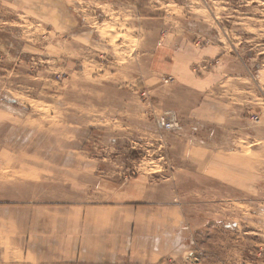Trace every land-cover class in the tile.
<instances>
[{
  "label": "rangeland",
  "instance_id": "374dc122",
  "mask_svg": "<svg viewBox=\"0 0 264 264\" xmlns=\"http://www.w3.org/2000/svg\"><path fill=\"white\" fill-rule=\"evenodd\" d=\"M1 190L131 207L154 264H264V0H0Z\"/></svg>",
  "mask_w": 264,
  "mask_h": 264
},
{
  "label": "crops",
  "instance_id": "0c3cea01",
  "mask_svg": "<svg viewBox=\"0 0 264 264\" xmlns=\"http://www.w3.org/2000/svg\"><path fill=\"white\" fill-rule=\"evenodd\" d=\"M1 191L0 264H154L162 257L156 240L154 251H143L131 207L42 202ZM166 231L173 236L174 227Z\"/></svg>",
  "mask_w": 264,
  "mask_h": 264
},
{
  "label": "built area",
  "instance_id": "2783aa9c",
  "mask_svg": "<svg viewBox=\"0 0 264 264\" xmlns=\"http://www.w3.org/2000/svg\"><path fill=\"white\" fill-rule=\"evenodd\" d=\"M158 124L161 128L167 130H178L180 129V123L178 116L175 112H167L160 119H158Z\"/></svg>",
  "mask_w": 264,
  "mask_h": 264
}]
</instances>
